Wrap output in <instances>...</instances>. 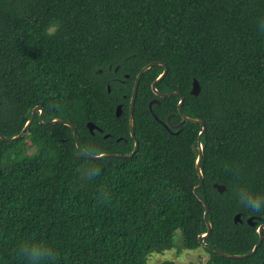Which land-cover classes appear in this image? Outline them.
I'll list each match as a JSON object with an SVG mask.
<instances>
[{"label": "trees", "instance_id": "obj_1", "mask_svg": "<svg viewBox=\"0 0 264 264\" xmlns=\"http://www.w3.org/2000/svg\"><path fill=\"white\" fill-rule=\"evenodd\" d=\"M262 17L264 0H0V132L20 134L32 110L44 109L23 137H0V264H28L23 243L51 247L55 259L44 264H148L154 252L180 245L205 248L201 264H264V239L244 258L201 244L208 226L194 192L193 147L202 124H163L183 120L180 95L160 97L152 88L164 65L140 80L132 157L91 158L71 126L49 122L71 121L91 154L131 153L136 77L164 62L157 89L183 95V113L206 124L198 192L212 232L204 241L249 253L264 215L243 209L234 190L264 192ZM50 22L57 27L48 35Z\"/></svg>", "mask_w": 264, "mask_h": 264}, {"label": "water", "instance_id": "obj_2", "mask_svg": "<svg viewBox=\"0 0 264 264\" xmlns=\"http://www.w3.org/2000/svg\"><path fill=\"white\" fill-rule=\"evenodd\" d=\"M156 65H164L165 69L164 71L160 74L159 77L156 78V80H154V82L152 83V88L155 92V94H157L158 96L160 97H166V96H169V95H180V101H179V104H178V110L181 114V116L183 117V120L179 123V124H172L170 122V116L167 118V123H162L167 127V128H170V127H179L185 120H188V121H192V122H196V123H200L202 124V130L200 131L199 133V137H198V144L197 146H194L193 149L194 151H197L198 149V157H197V162H196V167H197V171H198V174H199V177H200V183L195 187L194 189V192L196 193V195L198 196V198L203 202V204L205 205V220H206V223H207V226H208V231L205 233V234H202L200 235V242L203 246L205 247H209L211 249H213L214 251L218 252L219 254L221 255H224V256H227V257H231V258H244V257H247L249 255H253L256 253L258 247L261 245L263 239H264V234H263V231H264V224H261L259 225L258 227V232H259V235H260V239L259 241L255 244L253 250L249 253H245V254H229L227 252H224L220 249H218L217 247L209 244V243H206L204 241V239L206 237H208L210 235V233L212 232V224L208 218V213H209V210H210V207L206 201V199L204 197H202L199 192H198V189L203 185V182H204V175H203V172H202V169H201V161H202V158H203V144H202V140H201V137H202V134L205 132L206 130V124L203 120L201 119H198V118H193V117H190V116H187L183 113L182 111V105L184 103V96L181 95L180 93H178L177 91H172V92H166V93H163V92H160L158 89H157V83L159 81H161L167 74L168 72V66L162 62V61H154V62H151L149 63L148 65L144 66L141 71L138 73L137 77H136V81H135V85H134V89H133V94H132V98H131V102H130V130H131V134L132 136L135 138V147L133 149V151L129 154H116V153H103V154H98V155H95V154H91L89 153L88 151H86L85 149H82L81 147V143H80V137L78 135V132H77V128L75 127V125L67 120V119H64V118H54L52 120H50L49 122L50 123H64L66 125H69L73 128V131H74V136H75V139H76V144H77V147L80 148L84 153H86L89 157L91 158H102V157H105V156H118V157H132L138 150L139 148V141L137 140L136 138V135H135V123H134V106H135V102H136V98H137V93H138V88H139V83H140V80L142 78V75L148 70L150 69L151 67L153 66H156ZM201 90V86H200V83L198 82L197 79H194L193 80V87L191 89V93L194 94V95H197L199 94ZM159 100L156 98V99H153L151 102H150V109L151 111L153 112V109H152V105L153 103H158ZM122 104H119L117 106V115H120L122 113ZM40 111V117L41 115L43 114L44 112V109L43 107L41 106H36L33 110H32V115L30 117V119L27 121L25 127L23 128L22 132L16 136H13V137H7L5 136L3 133L0 132V137L5 139V140H9V141H13V140H16V139H19L21 137H23L26 132L28 131L36 113ZM157 118V117H156ZM88 126L90 128L91 131H94L95 128H97V126L92 123V122H89L88 123ZM101 130V129H100ZM234 220L235 222H242V219H241V214H236V216L234 217ZM248 223L251 224V225H255V221L253 220L252 217L248 218L247 219Z\"/></svg>", "mask_w": 264, "mask_h": 264}, {"label": "clouds", "instance_id": "obj_3", "mask_svg": "<svg viewBox=\"0 0 264 264\" xmlns=\"http://www.w3.org/2000/svg\"><path fill=\"white\" fill-rule=\"evenodd\" d=\"M258 25L264 30V17L260 18ZM57 23L50 22L45 32L51 35L55 32ZM234 195L237 203L248 211L254 214L264 215V192L252 191L246 187H237L234 190ZM20 251L27 258L28 264H44L45 261L54 260L56 253L43 243H23L20 246Z\"/></svg>", "mask_w": 264, "mask_h": 264}, {"label": "rangeland", "instance_id": "obj_4", "mask_svg": "<svg viewBox=\"0 0 264 264\" xmlns=\"http://www.w3.org/2000/svg\"><path fill=\"white\" fill-rule=\"evenodd\" d=\"M182 241L181 236H177ZM209 257V253L205 248L200 247L197 249H185L181 245L176 248L165 250L164 252H154L148 258V264H157L164 260H173L177 264H187L189 262H195L201 264L205 262Z\"/></svg>", "mask_w": 264, "mask_h": 264}, {"label": "flooded vegetation", "instance_id": "obj_5", "mask_svg": "<svg viewBox=\"0 0 264 264\" xmlns=\"http://www.w3.org/2000/svg\"><path fill=\"white\" fill-rule=\"evenodd\" d=\"M123 109V108H122ZM174 128H178V127H174Z\"/></svg>", "mask_w": 264, "mask_h": 264}]
</instances>
